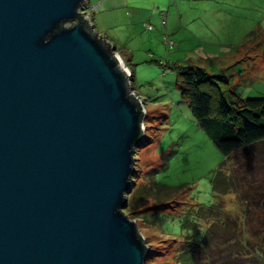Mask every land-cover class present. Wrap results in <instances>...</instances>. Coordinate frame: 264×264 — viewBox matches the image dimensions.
I'll use <instances>...</instances> for the list:
<instances>
[{
	"label": "water",
	"instance_id": "obj_1",
	"mask_svg": "<svg viewBox=\"0 0 264 264\" xmlns=\"http://www.w3.org/2000/svg\"><path fill=\"white\" fill-rule=\"evenodd\" d=\"M86 3L0 0V264L148 259L124 212L146 109Z\"/></svg>",
	"mask_w": 264,
	"mask_h": 264
},
{
	"label": "rangeland",
	"instance_id": "obj_2",
	"mask_svg": "<svg viewBox=\"0 0 264 264\" xmlns=\"http://www.w3.org/2000/svg\"><path fill=\"white\" fill-rule=\"evenodd\" d=\"M105 1L87 0L81 12L101 37L127 43V52L134 53L130 85L146 115L125 210L130 209L128 216L152 246L146 264L173 263L171 240L180 246L188 237L186 220H199L201 228L213 225L221 245L210 250L212 260L198 257L197 264H253L242 255H220L228 244L221 238L235 235L242 244L251 240L264 250V142L226 160L183 100L177 71L157 62L170 67L194 64L224 75L243 99L264 97V0H125L129 6L109 11L101 9ZM129 7L155 13L153 30L132 25ZM131 30L134 37L128 40ZM221 177H233L235 186L226 191L218 185ZM139 192L145 199L134 198ZM202 208L205 219L199 217ZM200 233L203 229L195 232Z\"/></svg>",
	"mask_w": 264,
	"mask_h": 264
},
{
	"label": "trees",
	"instance_id": "obj_3",
	"mask_svg": "<svg viewBox=\"0 0 264 264\" xmlns=\"http://www.w3.org/2000/svg\"><path fill=\"white\" fill-rule=\"evenodd\" d=\"M157 63L163 68L169 67L177 71L183 100L189 105L196 122L214 141L226 160L229 161L235 153L244 148H254L264 142V97L243 99L235 92L224 75H213L194 64L170 67L166 63ZM138 104L142 109L139 102ZM229 179L221 177L218 185L228 191L230 184L232 187L235 186L234 178ZM136 197L145 199V194L135 193L134 198ZM128 198H131L130 194ZM129 210V208L124 210L125 214L131 215ZM205 213L202 208L199 217L203 218L204 216L205 219L207 216ZM234 221L236 222V220ZM185 223L184 228H186L188 237L181 242L180 246L177 245L178 241L171 240L175 242L173 253L171 252L172 264H197V262L199 263L198 257L212 260L215 254L210 253V250L213 251L215 248L217 249V246H221L218 243L219 239L215 238L214 226L210 224L206 228H201L199 220H186ZM202 229L203 234L200 233L198 237L195 232L202 231ZM227 239L228 244H223L221 248L223 252L220 255H227L229 259L242 255V258H246V261L249 262L253 261V264L264 263V250L253 246L251 240L249 243L242 244L238 237L230 235V237L221 238V241L226 242ZM235 247L236 249H234ZM236 252L238 255H235ZM152 253L153 251L150 250L148 256ZM159 253L155 252L154 254L158 256L163 254ZM224 263L223 261L220 264Z\"/></svg>",
	"mask_w": 264,
	"mask_h": 264
},
{
	"label": "crops",
	"instance_id": "obj_4",
	"mask_svg": "<svg viewBox=\"0 0 264 264\" xmlns=\"http://www.w3.org/2000/svg\"><path fill=\"white\" fill-rule=\"evenodd\" d=\"M127 3H128V0H127ZM127 3H125V0H106L105 1V4L104 5H102V8L101 9H108V11L109 10H114V9H116L117 7H120V8H123L124 7V5L125 6H129V5H127ZM130 8V7H129ZM130 18H131V24L133 25L134 23H141V24H143L144 25V27H146V29L147 30H153V28L152 29H149L148 28V26H152L151 24H150V21L152 20V19H154L155 18V13H151L149 10H146V9H136V7H133V8H130ZM164 23V25L166 24V26H167V24H168V22H166V21H164L163 22ZM95 28V27H94ZM155 29V28H154ZM132 31V32H131ZM131 31H129V33H127L128 34V36H129V39L128 40H132L133 39V37H134V30H131ZM169 31V29L167 30V32ZM174 31H176L175 29H174ZM169 33V32H168ZM169 34H171V33H169ZM106 41H110V40H112L110 37H109V35H105V37L104 36H102ZM114 42L115 43H111V42H109L114 48H115V51L116 52H118V54H120L123 58H124V60H125V63H126V65L130 68V70L132 71V73H133V79H134V77H135V72H134V70H133V66H134V53L133 52H127L128 50L127 49H129L127 46V43H123L122 41L121 42H119V41H117L116 39H114ZM116 43L117 44H121V45H123V46H121V47H118L117 45H116ZM208 58H211V56L210 57H208Z\"/></svg>",
	"mask_w": 264,
	"mask_h": 264
},
{
	"label": "built area",
	"instance_id": "obj_5",
	"mask_svg": "<svg viewBox=\"0 0 264 264\" xmlns=\"http://www.w3.org/2000/svg\"><path fill=\"white\" fill-rule=\"evenodd\" d=\"M148 28H149V29H152L153 27H152V26H148ZM170 44H171V45H174L173 42H170ZM126 69H127V71H128V75H129V78H130L129 80H131V76H132V75H131V72H130L129 68L126 67ZM129 82H130V81H129ZM130 86H131V85H130Z\"/></svg>",
	"mask_w": 264,
	"mask_h": 264
}]
</instances>
